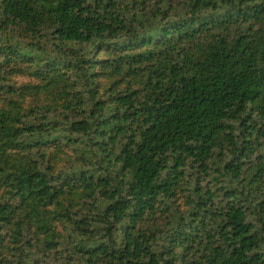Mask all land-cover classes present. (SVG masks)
I'll return each mask as SVG.
<instances>
[{
    "label": "trees",
    "instance_id": "16d2710c",
    "mask_svg": "<svg viewBox=\"0 0 264 264\" xmlns=\"http://www.w3.org/2000/svg\"><path fill=\"white\" fill-rule=\"evenodd\" d=\"M0 264H264V0H0Z\"/></svg>",
    "mask_w": 264,
    "mask_h": 264
}]
</instances>
